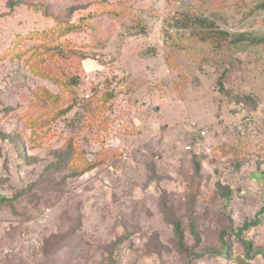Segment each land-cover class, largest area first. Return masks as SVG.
<instances>
[{"label": "rangeland", "instance_id": "374dc122", "mask_svg": "<svg viewBox=\"0 0 264 264\" xmlns=\"http://www.w3.org/2000/svg\"><path fill=\"white\" fill-rule=\"evenodd\" d=\"M263 4L0 0V264H264Z\"/></svg>", "mask_w": 264, "mask_h": 264}, {"label": "trees", "instance_id": "16d2710c", "mask_svg": "<svg viewBox=\"0 0 264 264\" xmlns=\"http://www.w3.org/2000/svg\"><path fill=\"white\" fill-rule=\"evenodd\" d=\"M261 9H263V11H264V4L262 5ZM127 16L128 15L126 13H124L122 15V17H127ZM235 31H236L234 33V36H236V40L235 41H238L240 43L239 45H241V43H243V41L246 39V40H249L250 42H252L255 46L261 47V48L264 49V47L261 46V44L264 43V36H259V37L252 36V34L245 32L246 30H235ZM223 32L225 34H228L227 33L228 30H224ZM250 100H251V98H249L248 95L243 96V100L240 101V105H239L241 107V110L244 111V109H245L244 106ZM89 167L91 168V167H93V165H91ZM197 167H199V165H197ZM229 192H230V188L227 190L226 193L228 194ZM18 196L19 195H15V196H13L11 198L2 197V198H0V202L13 201V199L16 200L18 198ZM263 210H264V208H263ZM260 223H261V219H259V218H256L255 220H247V221L244 222L243 225L237 227V229H238L237 233H238V235L242 236L243 233H244V231L250 229L253 226H257ZM175 229H176L177 237L179 238V242H180L181 248L184 249L189 255H191V253H189L188 248H186L185 245H184L185 235H184V232L182 230V227H181V224H180L179 221H176L175 222ZM222 235L224 237V235H226V232H223ZM240 239H241V241H243L246 244V247L247 248L250 247V245H251V242L250 241H247V240L243 239L242 237ZM223 243H224L223 245L225 247H228V244L225 241H223ZM262 253H263V256H264V252H262Z\"/></svg>", "mask_w": 264, "mask_h": 264}, {"label": "built area", "instance_id": "2783aa9c", "mask_svg": "<svg viewBox=\"0 0 264 264\" xmlns=\"http://www.w3.org/2000/svg\"><path fill=\"white\" fill-rule=\"evenodd\" d=\"M193 125H195V124H193ZM195 132L198 136L202 137L207 133V130L206 129H199V128L195 127ZM189 148H190V146H189Z\"/></svg>", "mask_w": 264, "mask_h": 264}]
</instances>
